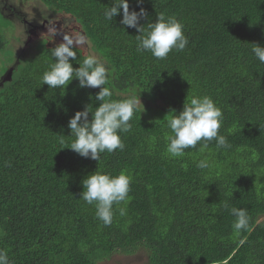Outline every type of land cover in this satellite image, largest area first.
Masks as SVG:
<instances>
[{
	"label": "trees",
	"instance_id": "16d2710c",
	"mask_svg": "<svg viewBox=\"0 0 264 264\" xmlns=\"http://www.w3.org/2000/svg\"><path fill=\"white\" fill-rule=\"evenodd\" d=\"M24 1L68 17L90 41L88 50H76L73 66L95 52L112 69L111 99L135 92L144 108L120 133L123 151L101 153L96 161L68 149L75 139L70 119L99 107L100 89L73 80L50 90L42 76L54 63L59 35L30 36L26 46L35 41L34 50L15 59L10 17L28 21L21 12L2 14L0 249L11 264H98L140 248L148 264H264V64L251 51L253 43L264 46V0H128L130 11L148 12L140 21L146 31L162 12L184 24L188 45L166 59L137 52L140 33L121 23L122 10L103 19L112 0ZM189 93L210 96L221 108L220 134L230 148L213 140L203 151L198 143L180 157L167 153L173 135L167 116L183 110ZM201 159L207 168L196 166ZM97 170L132 177L127 200L114 204L107 226L95 205L80 199L82 181ZM225 202L248 210L247 231H234Z\"/></svg>",
	"mask_w": 264,
	"mask_h": 264
},
{
	"label": "clouds",
	"instance_id": "9594fccd",
	"mask_svg": "<svg viewBox=\"0 0 264 264\" xmlns=\"http://www.w3.org/2000/svg\"><path fill=\"white\" fill-rule=\"evenodd\" d=\"M7 2V0H0ZM143 3V0H138ZM6 4V3H5ZM111 7H106L103 19L112 21L121 15V23L129 28H134L140 35L137 40V52L149 51L157 59H166L173 50L183 51L189 41L184 34V24L175 16L158 13L155 23L141 26V19H148V12L141 8L139 12L130 11L128 0H112ZM56 19H49L47 33L42 37L55 38L62 35V42L51 49L54 63L50 70L45 71L42 83L52 89H62L73 80L79 81L80 88H98L100 91L95 96L99 107L90 111L87 106L84 111L76 112L71 118L68 128L71 136L75 137L68 149H71L83 158L99 161L101 153L123 151L124 143L120 133L128 132L132 125L130 121L134 114L143 106L140 95L129 92L124 99H111L113 91L110 87L112 69L105 59L95 52H90L79 64L73 66L77 59V49L88 48L89 41L80 31H65L64 25L57 27ZM251 51L260 63L264 64V46L251 44ZM70 82V83H69ZM144 108V106H143ZM91 116V119L89 117ZM168 126L173 133L167 144V153L172 157H180L185 150L196 148L201 144L200 150L208 147V143L215 140L217 148H230L225 136L220 134L223 122V113L214 100L207 95L199 96L190 93L184 104L183 110L177 113L172 110ZM63 142V141H62ZM63 150V149H62ZM196 166L200 169L209 166L207 159H201ZM132 177L126 172L113 176L110 173L96 171L88 175L82 185L84 191L80 194L81 200L89 205H95V215L106 226L110 225L113 218V206L119 205L128 198ZM232 216L235 217L232 225L236 233L247 231L250 226V216L246 208L230 207L224 203ZM124 214V209H119ZM0 264H11L7 252L0 249Z\"/></svg>",
	"mask_w": 264,
	"mask_h": 264
},
{
	"label": "rangeland",
	"instance_id": "374dc122",
	"mask_svg": "<svg viewBox=\"0 0 264 264\" xmlns=\"http://www.w3.org/2000/svg\"><path fill=\"white\" fill-rule=\"evenodd\" d=\"M6 3V4H5ZM0 30L3 26L4 20L2 17V14L4 17H10L9 15H13L14 11L21 12L24 14L25 19L24 21L28 22H21L16 21L10 17L12 21H14L15 30L8 33V36H14V40L11 41L9 49L15 51L16 58L20 59L21 55H23L22 59L29 56V53H31L34 50L35 47V41L30 43V46H26L28 42H30V36H38L42 37V34H46L47 32V25L49 17L51 19H56V22L59 24V27L63 24L65 31H80L83 33L80 29L77 27L72 28L73 26H76L68 17H63L59 14H55L52 16V13L50 12L47 14L45 12V7L41 4L39 5L37 2H26L24 0H7L1 1L0 3ZM14 9V10H13ZM37 9H39L37 11ZM21 18H23V15H21ZM57 24V27H58ZM37 26V27H36ZM84 34V33H83ZM85 35V34H84ZM45 37V36H44ZM61 41L63 39L62 35H59L58 37ZM35 39V37L33 38ZM35 40H39L38 38ZM89 41V40H88ZM89 47H90V41H89ZM88 48H83L84 50H88ZM17 64L16 62H13L10 67H13ZM264 221L262 219L260 222ZM134 256L126 257L122 253H114L106 260H103L99 262L98 264H148V254L147 251L143 248H140L136 250Z\"/></svg>",
	"mask_w": 264,
	"mask_h": 264
}]
</instances>
